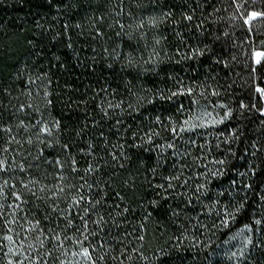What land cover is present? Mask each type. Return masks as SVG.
I'll list each match as a JSON object with an SVG mask.
<instances>
[{
	"label": "trees",
	"instance_id": "obj_1",
	"mask_svg": "<svg viewBox=\"0 0 264 264\" xmlns=\"http://www.w3.org/2000/svg\"><path fill=\"white\" fill-rule=\"evenodd\" d=\"M259 45L264 0H0V264H264Z\"/></svg>",
	"mask_w": 264,
	"mask_h": 264
},
{
	"label": "snow or ice",
	"instance_id": "obj_2",
	"mask_svg": "<svg viewBox=\"0 0 264 264\" xmlns=\"http://www.w3.org/2000/svg\"><path fill=\"white\" fill-rule=\"evenodd\" d=\"M257 16V13H252L251 16L249 17V20L256 17ZM189 19H191V17H189ZM248 21L246 20V23ZM255 56L256 57H262L264 56V52H257L255 53ZM256 63H260V60L257 59L256 60ZM258 91H261L262 93H264V90H260L258 89ZM187 123V121L185 122ZM56 125L57 127L59 126V122L57 121L56 122ZM5 131H10V129H5ZM180 131H185V128H181ZM40 132L41 133H44V134H47V135H51V130L47 127V125H43L41 128H40ZM173 132H175V129H173ZM28 143H31V140L28 141ZM169 147H172V145L170 144ZM22 167V166H21ZM7 170L6 169V162L2 159H0V172L2 171H5ZM75 170V169H74ZM89 171H91V168H89ZM7 184V181H5V185ZM26 187V185H25ZM60 191H63V189L61 188ZM0 195H3V188L2 186H0ZM16 199L17 200H20V196L19 195H16ZM74 203L78 204L79 201L78 200H74ZM0 207H2V205H0ZM16 207L18 208L19 205H16ZM38 223V222H37ZM257 223H259V221H257ZM69 226H71V221H69ZM85 228L87 227V223H85ZM9 232H11L12 230L9 229L8 230ZM48 237H45V239H47ZM37 239L39 240V243H40V246L43 247L44 246V239H40L39 237H37ZM52 239H54L55 241H58L59 242V247H63V241L64 240H67V239H71V237H67L65 236L63 239L61 238L60 234H55ZM88 237L87 235H84L83 236V239H76L73 241L74 244H76L77 246H79V251L78 252H73L72 253V256H79V257H82L85 261V264H97V259H103L102 256L100 257H97V259H94L93 258V252L96 251L95 248H92L91 251L89 250V247H84V240H87ZM0 240H3V241H7L8 244H11V245H16V240H14L13 236L12 235H5L3 237H0ZM5 245L3 244H0V247H4ZM103 245H101L102 247ZM55 247V245H54ZM33 248V245L32 244H29L28 245V249H32ZM19 250V253L20 254H24V243L23 241H21L18 245V248L17 247H9L8 248V251L11 252L13 255H16L17 252ZM65 254H67V249L64 250ZM233 255H235V253H233ZM26 259L29 258V256H25ZM9 264H12V262L10 261ZM18 264H23V260L19 261ZM77 264H79V261H77Z\"/></svg>",
	"mask_w": 264,
	"mask_h": 264
},
{
	"label": "rangeland",
	"instance_id": "obj_3",
	"mask_svg": "<svg viewBox=\"0 0 264 264\" xmlns=\"http://www.w3.org/2000/svg\"><path fill=\"white\" fill-rule=\"evenodd\" d=\"M253 13H254V12H253ZM255 13H257V12H255ZM251 14H252V13H251ZM251 14H250V16H251ZM250 16H249V17H250ZM249 17H248V19H247V21H248L247 23H248V24H251L254 20H256V19H258V18L260 17V14L257 13V16L254 17V18H252V19H250V20H249ZM257 52H263V47H262V45H259V46H258V48H257V50L255 51V53H257ZM263 57H264V56H262V57H256L255 54H254V61H255V63H256V60H257V59H259V60H260V63H262V61H263ZM260 63H256V64H260ZM261 94H262V98H263V102H264V93L261 92ZM263 113H264V110H263Z\"/></svg>",
	"mask_w": 264,
	"mask_h": 264
}]
</instances>
